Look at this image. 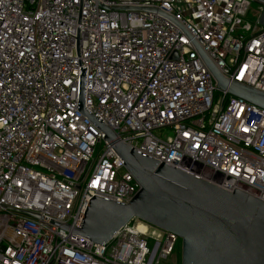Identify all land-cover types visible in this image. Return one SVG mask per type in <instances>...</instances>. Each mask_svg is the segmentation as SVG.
Wrapping results in <instances>:
<instances>
[{
    "label": "built area",
    "instance_id": "obj_1",
    "mask_svg": "<svg viewBox=\"0 0 264 264\" xmlns=\"http://www.w3.org/2000/svg\"><path fill=\"white\" fill-rule=\"evenodd\" d=\"M200 51L264 92V0H0V264H178L180 238L138 218L105 244L72 233L92 197L139 190L81 105L158 164L264 202V109Z\"/></svg>",
    "mask_w": 264,
    "mask_h": 264
},
{
    "label": "water",
    "instance_id": "obj_2",
    "mask_svg": "<svg viewBox=\"0 0 264 264\" xmlns=\"http://www.w3.org/2000/svg\"><path fill=\"white\" fill-rule=\"evenodd\" d=\"M120 9L157 12L173 20L156 8L128 5ZM200 54L219 89L264 109V92L225 79ZM80 109L113 145L139 190L126 203L92 197L72 233L105 244L121 226L138 218L180 238L181 264H264L263 201L238 189L226 191L163 162L158 164L120 142L82 105ZM61 227L70 228L68 224Z\"/></svg>",
    "mask_w": 264,
    "mask_h": 264
},
{
    "label": "rangeland",
    "instance_id": "obj_3",
    "mask_svg": "<svg viewBox=\"0 0 264 264\" xmlns=\"http://www.w3.org/2000/svg\"><path fill=\"white\" fill-rule=\"evenodd\" d=\"M163 134H164V135H170L171 132H170L169 130L164 129V130H163ZM174 256H176V259H177V256H178L177 262H178V264H181V254L179 253L178 255H174ZM173 258H174V257H172V259H173ZM172 259L169 260V263H168V264H171V262H172L171 260H172Z\"/></svg>",
    "mask_w": 264,
    "mask_h": 264
}]
</instances>
